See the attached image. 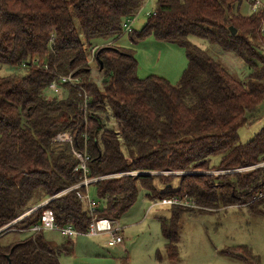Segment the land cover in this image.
<instances>
[{"label":"trees","instance_id":"1","mask_svg":"<svg viewBox=\"0 0 264 264\" xmlns=\"http://www.w3.org/2000/svg\"><path fill=\"white\" fill-rule=\"evenodd\" d=\"M239 1L156 0L142 28L131 31L132 43L153 37L184 49L187 66L173 85L161 76L138 78L129 50L92 47L95 39L121 36L123 20L144 0H0V66L23 71L0 77V230L34 202L49 200L0 231V264H60L61 254L73 253L72 237L56 247L42 231L1 243L5 233L38 224L45 209L58 226L87 231L88 210L76 190L64 192L81 181L73 150L88 156L89 177L102 178L93 183L97 217L118 221L143 188L151 199L237 206L264 218V125L244 144L236 131L264 101V7L242 16L234 12ZM192 38L234 54L247 75L233 78ZM60 134L72 143L56 140ZM215 156L220 161L211 166ZM213 170L222 173H204ZM130 172L138 174L103 179ZM176 177L175 190L159 193L153 184ZM170 210L159 221L166 257L174 261L179 219L197 212L183 205Z\"/></svg>","mask_w":264,"mask_h":264},{"label":"rangeland","instance_id":"2","mask_svg":"<svg viewBox=\"0 0 264 264\" xmlns=\"http://www.w3.org/2000/svg\"><path fill=\"white\" fill-rule=\"evenodd\" d=\"M155 4L156 0H144L143 7L132 18V30L139 31L142 28L147 16L154 12ZM263 7L264 0H256L253 5L248 0H240L234 6V12L247 16ZM108 39H95L91 42L92 47L109 44L105 42L110 41V45L113 47L129 50L138 63V78L156 75L166 78L175 85L187 66L184 49L175 45L156 42L153 37L132 43L129 34L122 32L121 36ZM190 40L193 44L204 49L233 78L240 80L247 75L248 70L243 62L231 52H225L217 46L197 38ZM89 64L92 68V77L98 79L96 65L91 53L89 54ZM22 72V69L16 70L6 65L0 66V77L22 74ZM46 94L53 96L50 91H47ZM109 123L112 125V121ZM263 125L264 101L259 106L255 119L236 128L240 142L243 144L248 142ZM219 161L220 156L212 157L211 166H216ZM252 168L254 167L242 168L237 172H245ZM130 173H133L130 176L138 174L137 172ZM204 173L218 175L222 172L213 170ZM124 175L113 174L105 176L103 179ZM170 181L165 185L163 184L165 181L155 179L153 184L159 193L177 189L179 178L176 177ZM87 194L89 199H97L93 184L89 186ZM181 200L186 202V205L182 204L184 207H192L197 213L193 215L183 214L179 219L178 239L174 245L177 256L174 261H169L166 257L165 241L161 235L159 221L160 218L171 216L170 206L160 205V200L157 197L151 199L146 190L139 188L135 203L116 221L120 228L119 235L123 238L122 244L108 246L107 241L110 237L106 235L73 236V253L61 254L59 256L60 264H264L263 217L252 216L247 209L237 206L219 209L199 208L187 202L186 198ZM42 201L34 202V205L38 204L32 210L45 202ZM83 207L86 208L84 203ZM32 233L30 230L23 232L11 230L2 235L1 243L6 245L25 239ZM42 236L56 247L65 241L59 231L43 230Z\"/></svg>","mask_w":264,"mask_h":264},{"label":"built area","instance_id":"3","mask_svg":"<svg viewBox=\"0 0 264 264\" xmlns=\"http://www.w3.org/2000/svg\"><path fill=\"white\" fill-rule=\"evenodd\" d=\"M248 2L253 5L256 3V0H248ZM254 7L256 8V5ZM136 14L131 15L130 17L123 20L121 27L124 33H128V34L131 33L132 18L135 17ZM93 53L94 52L92 51L91 53L92 59H93ZM67 80L71 81L69 79L63 78L62 82H66ZM51 88L55 89V84H53ZM56 140L67 141L70 144L72 143L71 136L68 134H60L56 137ZM72 153L75 160L77 161V167L75 168V171L80 172L81 181L78 184L66 189L64 192L76 190V195L78 199L82 202V204L84 203L86 205V209L88 210L90 215V221L88 224L87 231L81 234L76 230H74L71 226H65V227L58 226L55 223L54 216L49 209H45L43 211L39 223L32 226L29 230L34 233H38L43 230L59 231L63 237H73L78 235H89V236L106 235L110 237V239L107 241L108 246H115L121 244L123 238L119 235L120 228L117 225L116 221L109 220L107 218H98L97 217L98 201L89 199L87 194L89 186L94 182H96L98 179H102V178L89 177V170L87 166L88 156L86 155L85 152L81 153L73 150ZM130 174L133 173H127L126 175H130ZM81 188L82 190H80ZM48 201L49 200L45 201L42 205H45ZM159 203L160 205H166V206H174V205H182V204L186 205V202H183L181 199H179L176 196H169L162 198ZM30 212H32V210L26 212L24 215L19 217L17 220L11 222L10 224L2 228L0 231L9 229L11 225H13L16 221L20 220L24 216L28 215Z\"/></svg>","mask_w":264,"mask_h":264},{"label":"water","instance_id":"4","mask_svg":"<svg viewBox=\"0 0 264 264\" xmlns=\"http://www.w3.org/2000/svg\"><path fill=\"white\" fill-rule=\"evenodd\" d=\"M230 31H231V34H232V35H235V33H236L235 29L230 28ZM9 264H10V263H9Z\"/></svg>","mask_w":264,"mask_h":264},{"label":"crops","instance_id":"5","mask_svg":"<svg viewBox=\"0 0 264 264\" xmlns=\"http://www.w3.org/2000/svg\"><path fill=\"white\" fill-rule=\"evenodd\" d=\"M107 43H109V44H111L110 42H107ZM123 242V241H122ZM122 244V243H121Z\"/></svg>","mask_w":264,"mask_h":264}]
</instances>
